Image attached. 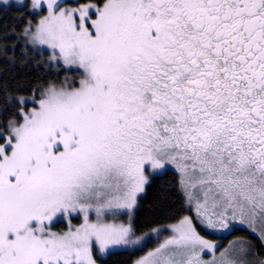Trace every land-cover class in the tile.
<instances>
[{
	"label": "snow or ice",
	"instance_id": "obj_1",
	"mask_svg": "<svg viewBox=\"0 0 264 264\" xmlns=\"http://www.w3.org/2000/svg\"><path fill=\"white\" fill-rule=\"evenodd\" d=\"M17 3L27 7L0 8ZM44 7L32 0L30 11ZM46 8L25 36L80 78L31 98L6 95L4 111L21 107L0 132V264H99L138 250L160 230L136 235L137 196L169 167L202 228L231 234L239 225L264 248V0ZM28 103L36 106L25 111ZM74 213L79 226L52 230ZM170 227L134 264H264L251 240L229 241L217 256L222 245L190 217Z\"/></svg>",
	"mask_w": 264,
	"mask_h": 264
},
{
	"label": "trees",
	"instance_id": "obj_2",
	"mask_svg": "<svg viewBox=\"0 0 264 264\" xmlns=\"http://www.w3.org/2000/svg\"><path fill=\"white\" fill-rule=\"evenodd\" d=\"M87 2L90 0H77ZM96 3V0H92ZM21 7L16 5L11 8H0V86H7V93L0 91V132L7 135V121L13 118L21 105L11 104L5 108L6 95L32 97L33 89L43 90L50 83L62 84L66 79L77 80L76 70L67 68L62 64L52 65L47 63L45 52L34 50L26 43L24 29L29 23L35 22L41 14L31 12L29 5ZM39 62L40 67L36 64ZM27 65L26 67L24 65ZM43 86V87H41ZM40 96H35L39 100ZM30 106L28 103L25 110ZM20 119V117H16ZM0 141L4 142L2 139ZM179 175L171 168L162 174L154 175L145 186V190L137 201V206L133 212V226L136 234H143L146 231L177 222L184 214L189 212L186 196L179 183ZM66 228L62 221L53 225V231H62ZM222 245L237 238L251 240L256 245L255 255L259 259L264 258V248L260 247L259 240L256 239L247 229L237 225L236 229L228 234L224 233ZM213 240V239H211ZM220 244V245H221ZM149 243L139 247L138 250L123 249L112 255L101 258L99 264H131L135 257L144 253Z\"/></svg>",
	"mask_w": 264,
	"mask_h": 264
},
{
	"label": "rangeland",
	"instance_id": "obj_3",
	"mask_svg": "<svg viewBox=\"0 0 264 264\" xmlns=\"http://www.w3.org/2000/svg\"><path fill=\"white\" fill-rule=\"evenodd\" d=\"M12 2L15 3V0H12ZM22 2L24 4H28L29 5V9L32 8V0H22ZM46 2H47V0H44L45 7H44L43 10H41L40 8H36L35 9L34 12H39L41 14L36 18L35 22H31L32 25H35L42 18V16H44V15L47 14ZM58 3H59V6L60 7H64V8H78L82 4H85V3H94V1L90 0V1H87V2H78L77 0H58ZM16 5H19L20 6L19 3H17ZM32 30L34 31V29H32ZM26 43H28V45L30 47H32L34 50H37L39 52H45L47 54V56L45 57V60H46L47 63H50L52 65L62 64V62L58 63L56 61H52L51 60V55H52V50L51 49H48L46 46H41V45H38V44H33L32 43V40H31V33L30 32L26 36ZM76 75H77V80L76 81H77V86H78V80H79L80 77L78 75L77 70H76ZM68 80L71 81L73 79L71 77V79H68ZM28 98H31V97H28ZM32 107H34V106L28 107V109L25 110V111H28ZM7 135H8V133H7ZM0 143H3V142L0 141ZM169 168H171V169H173L175 171V169L173 167H169ZM146 174H148L147 170H146ZM153 176L154 175H149V180L151 178H153ZM183 193L187 197L186 198V202L188 204L189 212L186 213V214H184V216H182L180 219H182L185 216L190 217L192 219V221H193L194 226L197 228V231L200 232V234L202 236H204L205 239L210 240V241H212L214 243H217V244H221L222 243V239H223L222 237H223L224 233H226V232L213 233V232H211L209 230H206V229L202 228V226L198 223V221L196 219V206H195V201H189V198H188L187 194L184 191H183ZM140 194H142V193H140ZM140 194H138V196H137V201H138L139 197L141 196ZM133 212H134V210H133ZM90 218L93 219V220H95L96 217H95L94 213H90ZM108 219L111 221L113 218L112 217H108ZM127 219H128L127 216H119V217H116L115 218V222H117V223L126 222ZM180 219H178V221ZM58 221H62L65 224L66 228L62 229V231H66L68 229L69 222L73 226H79V224H81L83 222V217H82L81 214L74 213L70 217H61V218L58 219ZM58 221L56 223H58ZM178 221L177 222H174V223H170V224L164 225V226H158V227H156L155 229L160 230L158 233H152V230L146 231L145 233H152V235H151V238H146L144 241H142V245H145V244L149 243L150 246L145 249L146 251L144 253L140 254L137 257H135V260L134 261H136L137 259H139L141 256L145 255L148 251L154 249L155 247H158L160 243H163L165 239H167L170 235H172L171 227L170 226L178 223ZM145 233H143V234H145ZM143 234H136V235L137 236H142ZM211 239H213V240H211ZM134 247L135 246L129 247L128 249H134ZM224 247H227V244L222 245V247L217 250V252H216V255L217 256L219 255V252L220 251H223V248ZM121 250H123V249H121ZM202 256H203L204 259H210L211 258V255L210 254H208V255L202 254ZM134 261H132L131 264H134Z\"/></svg>",
	"mask_w": 264,
	"mask_h": 264
},
{
	"label": "water",
	"instance_id": "obj_4",
	"mask_svg": "<svg viewBox=\"0 0 264 264\" xmlns=\"http://www.w3.org/2000/svg\"><path fill=\"white\" fill-rule=\"evenodd\" d=\"M264 259V258H263Z\"/></svg>",
	"mask_w": 264,
	"mask_h": 264
}]
</instances>
